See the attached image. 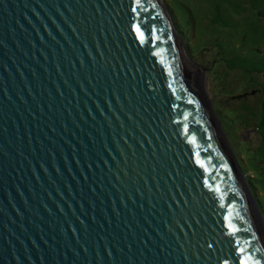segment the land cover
<instances>
[{"label": "water", "instance_id": "water-1", "mask_svg": "<svg viewBox=\"0 0 264 264\" xmlns=\"http://www.w3.org/2000/svg\"><path fill=\"white\" fill-rule=\"evenodd\" d=\"M201 73L161 0H0V264H264Z\"/></svg>", "mask_w": 264, "mask_h": 264}, {"label": "rangeland", "instance_id": "rangeland-1", "mask_svg": "<svg viewBox=\"0 0 264 264\" xmlns=\"http://www.w3.org/2000/svg\"><path fill=\"white\" fill-rule=\"evenodd\" d=\"M264 228V0H161ZM257 89L254 94H238ZM264 233V231H263Z\"/></svg>", "mask_w": 264, "mask_h": 264}, {"label": "snow or ice", "instance_id": "snow-or-ice-1", "mask_svg": "<svg viewBox=\"0 0 264 264\" xmlns=\"http://www.w3.org/2000/svg\"><path fill=\"white\" fill-rule=\"evenodd\" d=\"M135 11V9H133ZM137 33L140 35L141 40H143V33L140 31L139 27L136 28ZM232 228V232L235 233L239 231V229L235 228L231 223L228 225ZM241 253H243V249H239ZM224 264H228V261L225 259ZM239 264H261L259 260L252 259L250 257H241Z\"/></svg>", "mask_w": 264, "mask_h": 264}, {"label": "bare ground", "instance_id": "bare-ground-1", "mask_svg": "<svg viewBox=\"0 0 264 264\" xmlns=\"http://www.w3.org/2000/svg\"><path fill=\"white\" fill-rule=\"evenodd\" d=\"M233 163H234V162H233ZM234 164H235V163H234ZM235 166H236V165H235ZM236 170H237V169H236ZM237 174L239 175L238 171H237ZM238 178H240V180H241L240 175H239ZM241 182H242V180H241ZM242 184H243V186H245V184H244L243 182H242ZM245 187H246V186H245ZM248 199H249V202H250V204H251V206H252V209H253V211H254V213H255V216L257 217V212H256V210H255L254 204H253V202H252L250 196H248ZM257 220L259 221L258 217H257ZM259 225L261 226V223H260V222H259Z\"/></svg>", "mask_w": 264, "mask_h": 264}, {"label": "trees", "instance_id": "trees-1", "mask_svg": "<svg viewBox=\"0 0 264 264\" xmlns=\"http://www.w3.org/2000/svg\"><path fill=\"white\" fill-rule=\"evenodd\" d=\"M257 91V89H251V91L250 92H243V93H240V94H238L237 96V98H242V97H246V94L248 95V94H254L255 92Z\"/></svg>", "mask_w": 264, "mask_h": 264}]
</instances>
